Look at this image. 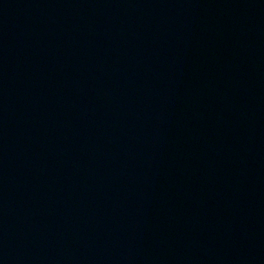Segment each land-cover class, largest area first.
<instances>
[{
	"label": "water",
	"instance_id": "obj_1",
	"mask_svg": "<svg viewBox=\"0 0 264 264\" xmlns=\"http://www.w3.org/2000/svg\"><path fill=\"white\" fill-rule=\"evenodd\" d=\"M0 264H264V0H0Z\"/></svg>",
	"mask_w": 264,
	"mask_h": 264
}]
</instances>
